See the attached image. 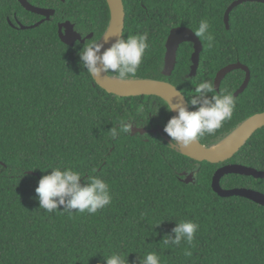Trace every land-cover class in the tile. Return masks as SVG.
<instances>
[{
    "label": "trees",
    "instance_id": "trees-1",
    "mask_svg": "<svg viewBox=\"0 0 264 264\" xmlns=\"http://www.w3.org/2000/svg\"><path fill=\"white\" fill-rule=\"evenodd\" d=\"M27 1L55 14L23 30L19 23L28 27L44 18L18 0H0V264H105L104 257L113 253L140 264L152 252L161 264H264V207L241 197L222 198L212 187L215 173L228 164L264 171V128L221 164L182 155L160 133L134 134L133 128H161L167 136L164 127L174 115L159 97L108 93L81 67L79 51L88 40L102 39L109 27L107 0ZM235 1L123 0V38L147 32L150 45L131 80L169 82L187 99L200 82L215 85L217 73L229 65L249 69L247 88L234 96L232 118L199 139L208 148L264 113V4L234 8L227 29L225 15ZM201 20L210 24L215 39L211 47L200 39L196 75L191 76L193 44L184 43L173 74L164 76L171 31L195 32ZM65 22L83 39L93 37L66 45L59 37V24ZM245 79V71L235 70L220 91L235 95ZM120 120L134 123L131 136L112 140L108 131ZM61 164L85 176L96 168L95 175L110 185L112 203L94 215L41 209L38 182ZM191 171L195 182L187 184L183 179ZM220 185L264 194V179L233 174ZM181 220L199 224L194 242L163 245Z\"/></svg>",
    "mask_w": 264,
    "mask_h": 264
},
{
    "label": "clouds",
    "instance_id": "clouds-1",
    "mask_svg": "<svg viewBox=\"0 0 264 264\" xmlns=\"http://www.w3.org/2000/svg\"><path fill=\"white\" fill-rule=\"evenodd\" d=\"M209 29L210 24L201 20L194 34L198 39L206 40L211 47L215 38ZM109 33L110 31H106L103 39L97 40L94 37L86 42L78 53L81 67L87 69L89 76L97 82V78L104 75L107 79L115 76L120 82H128L136 77L146 50L150 47L148 33L129 35L126 39L121 36L111 47L105 49L104 41L108 40ZM195 93L187 98V106L183 103L173 105L165 100L167 111L177 113L164 127V132L171 139L168 147L188 149L200 138L215 134L226 120L232 118L236 100L231 92H217L215 85L205 80L196 86ZM179 96L184 97L182 90H179ZM192 108L195 110H189ZM159 110L160 107L154 108V115H158ZM133 124L120 120L118 126H113L108 131L111 139L116 140L121 134L131 136ZM96 171V168H92L91 174L85 176L83 172L63 164L51 168L50 174L39 180L35 190L40 208L50 214L56 211L70 215L74 212L94 215L108 207L113 200L110 185L95 175ZM61 206L63 211L60 210ZM175 223L172 233L164 236L162 244L171 247L185 242L191 245L199 230V224L191 220ZM104 260L105 264H128L119 253L106 256ZM140 264H161L160 256L155 252L148 253L141 257Z\"/></svg>",
    "mask_w": 264,
    "mask_h": 264
},
{
    "label": "water",
    "instance_id": "water-1",
    "mask_svg": "<svg viewBox=\"0 0 264 264\" xmlns=\"http://www.w3.org/2000/svg\"><path fill=\"white\" fill-rule=\"evenodd\" d=\"M20 4L29 12L42 16L44 19L33 26H23L19 23V27L23 30L32 29L45 21H49L51 17L55 14L52 9H44L35 7L30 4L27 0H18ZM65 1V0H61ZM246 2H256L264 4V0H237L235 1L227 10L225 15V23L227 29H229V16L232 10L239 5ZM110 9V24L107 31H110L109 38L105 43V49L111 47L113 43L116 42L121 36L123 37L126 13L124 8L123 0H107ZM59 37L63 43L68 46L73 47L77 42L85 43L87 39H91L93 35H89L85 39L75 30V26L71 22H65L59 24ZM103 39V38H102ZM184 43H192L194 48V53L192 55V66H191V76H195L200 59V53L202 51V43L198 39L194 32L187 27L175 28L171 31L167 42H166V56H165V66L163 69V75L170 77L176 66L177 62V52L179 47ZM235 70H243L246 72V79L241 86V88L235 93L237 97L242 93L248 86L251 78L249 69L242 65L241 63H236L229 65L219 71L215 78V88L217 92L220 91V85L224 78L231 72ZM98 82L95 81L102 89L110 94L117 95L120 97H137V96H156L161 99L170 101L173 105L177 103H183L187 106L188 101L186 97L179 96V89L173 84L165 81L158 80H144L135 79L128 82H120L116 78L107 79L106 75L101 76ZM190 110V109H189ZM173 115L177 113L173 112ZM264 128V113L256 114L245 122H243L233 133H231L225 140L221 143L213 146L206 147L199 140L194 143L190 148H175L182 155L189 157L197 162H209L212 164H221L232 159L248 142V140L260 129ZM133 133L144 134H154L160 133L163 138L171 143L169 137L162 134V129H139L133 128ZM174 149V148H173ZM240 175L253 177L255 179H264V171H258L253 168L245 167L237 164H228L215 173L212 187L215 193H217L222 198L229 197H241L253 201L254 203L264 207V194L248 190V189H233L225 190L221 187V179L227 175ZM195 171L189 172L183 181L187 184L194 183Z\"/></svg>",
    "mask_w": 264,
    "mask_h": 264
},
{
    "label": "flooded vegetation",
    "instance_id": "flooded-vegetation-1",
    "mask_svg": "<svg viewBox=\"0 0 264 264\" xmlns=\"http://www.w3.org/2000/svg\"><path fill=\"white\" fill-rule=\"evenodd\" d=\"M62 24V23H61Z\"/></svg>",
    "mask_w": 264,
    "mask_h": 264
}]
</instances>
